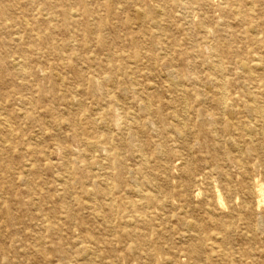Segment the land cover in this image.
I'll return each instance as SVG.
<instances>
[{
  "label": "rangeland",
  "instance_id": "1",
  "mask_svg": "<svg viewBox=\"0 0 264 264\" xmlns=\"http://www.w3.org/2000/svg\"><path fill=\"white\" fill-rule=\"evenodd\" d=\"M0 119V264H69L63 252L75 250L80 219L99 239L97 264L148 263L103 218L73 201L61 209V189L105 187L124 159L127 177L140 164L161 175L169 158L157 182L174 190L186 158L199 181L189 216L203 222L207 173L223 215L239 213L247 180L235 155L264 184V0H0ZM254 217L255 230L241 219L228 229V248L253 249L249 263L264 264V211ZM46 219L62 235L46 232ZM169 244L177 264L203 263L180 252L189 240Z\"/></svg>",
  "mask_w": 264,
  "mask_h": 264
},
{
  "label": "bare ground",
  "instance_id": "2",
  "mask_svg": "<svg viewBox=\"0 0 264 264\" xmlns=\"http://www.w3.org/2000/svg\"><path fill=\"white\" fill-rule=\"evenodd\" d=\"M62 13L67 19L69 14L72 17L74 16V13L69 10H64ZM137 20L138 22L140 21L139 18ZM241 64L243 69L248 72L246 63L243 62ZM247 94L249 97L251 96V93ZM221 96L224 97L222 93ZM145 108L146 112H150L148 106H145ZM0 125L3 126L4 123L0 121ZM229 127L231 131L233 127L230 124ZM5 132L6 137L2 141L3 143H8L12 137V131ZM227 135L230 134L228 133ZM114 154L116 158L122 156L124 158L125 155L124 153ZM231 154L216 153L215 158L226 156L225 158L229 160L231 159ZM256 154L263 156V153ZM182 160L185 161L181 168L183 179L177 187H173L174 190L169 185L164 186L157 182L160 179H164V176H168L170 172L169 158L163 160L162 165H160L162 168L161 175H157L151 171H144V166L140 164L133 171L134 177H127L125 175L127 174V169L124 159L123 162L112 169L113 172L108 174V178L113 177L114 182H106L105 187H100L95 184L92 188H85L81 185L82 183L75 186H63L64 188L61 190L65 193L61 198L60 207L64 211L70 212L72 210L71 201H73V203L75 202L83 206V209H88L95 221L103 218L105 228L117 236L119 240H127L135 244L136 247L133 244L130 245V250H137V252L143 251L145 253L149 261L145 264H160L158 262L159 259L163 260L164 264H167L165 262L167 256L169 257L167 259L168 262L177 264L178 261L175 259V256L172 257L166 253L168 251L167 247L171 248V250L173 249L169 244V241L172 243V238L189 240L187 247L185 249L183 248L180 252H183V256L188 257L191 261L201 262L203 260L202 264H251L248 260L253 259V249L249 248L250 250L248 251L244 249L236 250L232 247L228 248L230 243L227 232L228 229L235 227L236 220L238 219L244 221L248 230H255L256 221L254 215L258 210L264 211V184L254 177H249V162L242 155H235L234 164L236 165L238 173L247 180L246 185L241 191L236 190L237 192L243 193L239 213L232 212L227 217L223 215L222 198L217 186L211 179V174L207 173L206 185L208 192L204 195L202 204L205 217L203 222H201L189 216L192 211L190 205L192 199L188 196L191 185L193 183L199 184V181L192 173V162L189 159L186 160V158ZM147 162L144 159L143 164ZM217 173L226 179L229 177L228 173L223 170ZM223 190L231 206H237L234 200L235 188L230 185V181L227 182ZM200 194L201 192L194 195L195 198ZM170 210L173 211L172 215L169 214ZM224 218L229 219L230 222L226 223ZM173 219H177L178 228L176 226L170 227ZM70 220L74 221L75 216H72ZM80 223L83 227V232L80 236L75 237V239L73 238L75 250L73 252L71 250H65L63 252L65 256L63 255L62 259H66L69 264H97L99 260L97 250L99 239L95 236L93 230L86 226L83 219H80ZM57 225L58 223H46V232H55V234L62 235V230ZM223 234L225 236L220 240ZM262 254L264 256L263 251ZM192 263L194 262L187 264Z\"/></svg>",
  "mask_w": 264,
  "mask_h": 264
}]
</instances>
